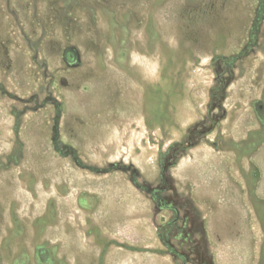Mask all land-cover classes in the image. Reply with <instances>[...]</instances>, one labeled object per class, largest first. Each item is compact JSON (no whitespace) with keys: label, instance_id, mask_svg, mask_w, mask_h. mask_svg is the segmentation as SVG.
Masks as SVG:
<instances>
[{"label":"rangeland","instance_id":"obj_1","mask_svg":"<svg viewBox=\"0 0 264 264\" xmlns=\"http://www.w3.org/2000/svg\"><path fill=\"white\" fill-rule=\"evenodd\" d=\"M0 264H264V0H0Z\"/></svg>","mask_w":264,"mask_h":264}]
</instances>
